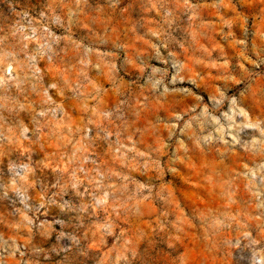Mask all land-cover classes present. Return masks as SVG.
I'll return each instance as SVG.
<instances>
[{"label":"rangeland","instance_id":"374dc122","mask_svg":"<svg viewBox=\"0 0 264 264\" xmlns=\"http://www.w3.org/2000/svg\"><path fill=\"white\" fill-rule=\"evenodd\" d=\"M0 264H264V0H0Z\"/></svg>","mask_w":264,"mask_h":264}]
</instances>
